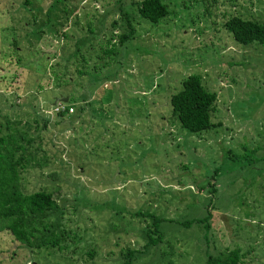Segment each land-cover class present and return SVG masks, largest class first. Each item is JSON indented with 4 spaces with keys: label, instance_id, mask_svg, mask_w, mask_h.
Wrapping results in <instances>:
<instances>
[{
    "label": "rangeland",
    "instance_id": "rangeland-1",
    "mask_svg": "<svg viewBox=\"0 0 264 264\" xmlns=\"http://www.w3.org/2000/svg\"><path fill=\"white\" fill-rule=\"evenodd\" d=\"M137 1L0 0V93L17 94L24 118L38 115L37 128L21 127L41 135L49 170H27L23 186L50 190L62 226L75 232L71 258L10 251L0 233V264H121L143 244L149 217L135 210L171 219L139 264H155L169 245L189 264L192 249L181 242L192 244L195 231L173 219L202 215L207 197L219 242L209 248L238 246L239 264H264V44L238 42L222 23L232 13L264 19V0H161L167 12L156 22ZM128 22L132 33L119 43ZM189 73L215 94L210 124L197 131L178 125L168 100ZM54 96H67L69 117L78 116L50 113Z\"/></svg>",
    "mask_w": 264,
    "mask_h": 264
},
{
    "label": "trees",
    "instance_id": "trees-1",
    "mask_svg": "<svg viewBox=\"0 0 264 264\" xmlns=\"http://www.w3.org/2000/svg\"><path fill=\"white\" fill-rule=\"evenodd\" d=\"M136 7L141 17L152 22L158 21L160 16L167 12V7L161 0H138ZM222 23L236 41L247 43L255 40L264 44V19L232 13ZM127 26L128 29L119 34V43L132 33L130 22ZM14 41L15 38L11 36L9 43L13 44ZM19 57L20 55H15L13 60L20 67L24 65V62ZM8 59L10 60L9 57ZM9 60L7 64L10 63ZM4 70H7L6 64L0 63V81L4 75ZM43 71L45 74V67ZM50 72L53 77L57 75L56 70H53L52 67H50ZM10 74L11 77L6 78V83L3 84L4 89H9L16 80L17 68L11 70ZM46 77L49 78L48 74ZM40 88L42 86L38 83L35 90L39 91ZM4 93L8 96L0 93V233H5L11 242L10 251L14 252L15 247H23L27 249L26 252H30L42 247L43 250L51 249L50 254L56 251L71 258L75 246H68L67 240L75 232L68 231L62 226L61 214L57 212V205L51 191L40 187L28 190L23 186L27 170L34 175L48 168L46 152L39 141L41 135L38 132L35 135L31 134L28 130L29 126L27 128L21 127L26 124L29 125L31 122L37 128L38 115L33 114L24 118L20 110L21 103L19 101L14 102V99L11 98L12 95L16 97L17 94L13 91L8 92V90ZM214 97V92L207 90L202 85L199 75L189 73L182 78L180 89L169 95L170 112L177 120L178 125L190 131L204 129L210 124L209 111L212 108ZM77 105L75 110L81 112L82 106ZM54 114L58 115L60 120L63 118L71 120L74 115L78 116L74 112L70 118L71 113L65 111ZM213 190L214 187H211L210 191ZM207 198L204 204L205 212L202 215H194L182 220L173 219L182 229L195 231V234L191 235L195 237L192 244L190 241L186 243V240L181 242L187 245V248L192 249V260L189 264H239L240 247L234 246L230 247L229 250H218V252L213 250L215 247L209 248L210 243L219 242L211 230L212 210L207 205L212 202L209 197ZM131 213L139 216L140 221H145L146 216L149 217V220L143 227L142 247L127 249L121 264H139L138 259L145 255L149 248L163 241L166 231L161 224L171 221L170 218H164L152 212L135 210ZM219 227L221 230V225ZM180 233L182 234V231ZM169 244V240H167L166 245ZM161 251V255L158 257L159 261L155 264H183L182 260L173 259L172 245H169L168 251L162 248ZM146 264L153 263L148 261Z\"/></svg>",
    "mask_w": 264,
    "mask_h": 264
},
{
    "label": "built area",
    "instance_id": "built-area-1",
    "mask_svg": "<svg viewBox=\"0 0 264 264\" xmlns=\"http://www.w3.org/2000/svg\"><path fill=\"white\" fill-rule=\"evenodd\" d=\"M50 107H49L50 113H56V112H61V111L71 112L73 110L70 105L62 101H57L54 104H50Z\"/></svg>",
    "mask_w": 264,
    "mask_h": 264
},
{
    "label": "water",
    "instance_id": "water-1",
    "mask_svg": "<svg viewBox=\"0 0 264 264\" xmlns=\"http://www.w3.org/2000/svg\"><path fill=\"white\" fill-rule=\"evenodd\" d=\"M67 100V96H56L53 100H52V104H54L57 101H66Z\"/></svg>",
    "mask_w": 264,
    "mask_h": 264
}]
</instances>
